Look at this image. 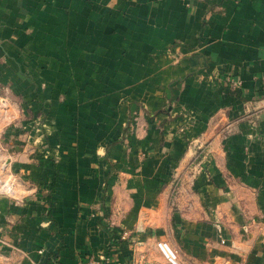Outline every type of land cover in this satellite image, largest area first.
Instances as JSON below:
<instances>
[{"label": "crops", "instance_id": "1", "mask_svg": "<svg viewBox=\"0 0 264 264\" xmlns=\"http://www.w3.org/2000/svg\"><path fill=\"white\" fill-rule=\"evenodd\" d=\"M2 98L0 264H264V0H0Z\"/></svg>", "mask_w": 264, "mask_h": 264}, {"label": "rangeland", "instance_id": "2", "mask_svg": "<svg viewBox=\"0 0 264 264\" xmlns=\"http://www.w3.org/2000/svg\"><path fill=\"white\" fill-rule=\"evenodd\" d=\"M13 104L7 98L0 99V127L3 126L9 127L13 122H15L17 117H14V113H12ZM2 131H0V135ZM8 134L5 133V136ZM13 135V134H10ZM1 138V137H0ZM1 140V139H0ZM6 148H0V185L3 181H8L13 183V187L15 190V194L13 197H9L13 200H20L24 197L23 192L24 188L30 185V179L26 176V170L23 167H18V164L13 166V163L6 161L7 157ZM0 196H6L0 194Z\"/></svg>", "mask_w": 264, "mask_h": 264}, {"label": "built area", "instance_id": "3", "mask_svg": "<svg viewBox=\"0 0 264 264\" xmlns=\"http://www.w3.org/2000/svg\"><path fill=\"white\" fill-rule=\"evenodd\" d=\"M241 82L239 80H236L234 78L227 77L226 79V85L231 89H237L240 87ZM0 194L6 195L7 197H13L15 194V190L13 187V183L8 181L1 182L0 185ZM127 234L124 233L122 238H125ZM0 243L5 242L0 238ZM156 247L158 251L160 252V255L162 258L166 261L168 264H180L177 258L176 251L171 247V245L166 241H158L156 243ZM105 258L101 257L98 261L91 260L90 264H102L103 260Z\"/></svg>", "mask_w": 264, "mask_h": 264}]
</instances>
